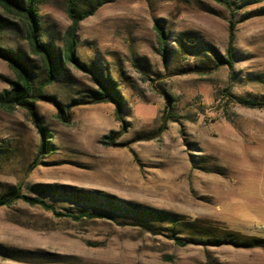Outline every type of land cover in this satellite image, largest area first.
Instances as JSON below:
<instances>
[{"label":"rangeland","instance_id":"1","mask_svg":"<svg viewBox=\"0 0 264 264\" xmlns=\"http://www.w3.org/2000/svg\"><path fill=\"white\" fill-rule=\"evenodd\" d=\"M90 1L77 9L89 11ZM100 1L77 32L76 54L88 71L67 64L44 90L63 106L85 104L64 107L68 124L53 104H36L52 152L40 156L42 137L25 109L0 108V197L20 187L66 213L74 200L36 192L66 185L128 209L75 221L22 201L1 207L0 264H264V242L180 246L173 238L225 228L237 241H264V106L237 101L264 100V0H232V10L219 0ZM66 6L37 2L42 41L59 49L71 24ZM0 47L28 57L35 85L44 81L23 23L1 8ZM95 74L116 82L124 123L114 103L89 102ZM14 80L0 60V93ZM112 132L122 135L104 143ZM132 205L164 211L190 229L141 218Z\"/></svg>","mask_w":264,"mask_h":264},{"label":"trees","instance_id":"2","mask_svg":"<svg viewBox=\"0 0 264 264\" xmlns=\"http://www.w3.org/2000/svg\"><path fill=\"white\" fill-rule=\"evenodd\" d=\"M79 1L80 0H67L66 11L71 24L64 38V47L63 49H59L42 41V24L39 20L37 10L38 0H0V8L6 14H12L18 17V19L23 23L25 28V38L28 45L32 53L40 58L45 74L44 81L39 85H35L37 73L31 60L10 48L0 47V60L6 62L16 75V80L10 82V88L5 89L0 93V108L7 112H12L17 108H23L29 113L35 127L42 137V142L39 148V154L42 157L51 153L53 149L51 147V141L47 140V138H49V133L47 132L48 129L42 124L41 116L37 112V102L47 101L53 104L58 110V118L65 124L70 122V117L66 113L67 111L64 107L70 109L74 106L85 104L83 101H74L67 106H63L59 103L56 97L44 95L45 88L51 86L57 79L60 78L65 69V65L69 64L79 70L88 71L87 67L79 61L76 54L78 46L77 32L80 23L87 17L91 16L103 4V1H90L88 7L89 11L88 9H84L83 11L78 10L77 5ZM219 2L225 5L228 9L232 10V0H219ZM233 31L234 23L232 22L230 28L231 38ZM159 34L160 39H162L163 33L159 31ZM230 64L232 65L231 61ZM95 77L97 89L92 92L90 96L91 101L89 102L114 103L116 105V118L118 121L124 123L122 111L125 106V101L116 85V82L111 79H106L98 74H95ZM237 101L247 107L254 108L264 106V100H250L238 97ZM167 122L168 118L164 117L159 133L166 128ZM121 135L122 132H112L110 135L103 137V142L114 145L116 144L115 142L117 138ZM119 146L127 145L122 143ZM38 165L39 163L34 162L31 169H34ZM44 188L45 189H38L36 192L43 195H51L53 197L71 198L77 204L76 209L73 210V208H71L70 210H67L66 213L59 212L56 210L53 203L36 196L24 194L20 187H12L5 195L0 197V208L8 207L18 201H22L30 206H39L46 211L53 212L56 216L68 217L75 221L94 219L104 216L106 218H113L117 212H123L128 209V206L124 202L119 204L114 203V199L110 195H103L102 193L90 192L81 188L66 185L44 186ZM129 208L136 212L141 218L161 222H171L173 226L178 225L181 228H186L187 226V228L190 229L189 225H182L179 221L170 219L171 215L164 211L134 205ZM98 210L102 213H98ZM218 232L219 234L215 235L211 232L204 231L199 234V239L197 240L188 235L182 237L173 236V238L180 246L206 241L213 246L238 243L242 245L250 244L249 246L259 247L262 246L264 242L258 239H253V243H247L239 240L237 241V234L225 228L218 229Z\"/></svg>","mask_w":264,"mask_h":264},{"label":"bare ground","instance_id":"3","mask_svg":"<svg viewBox=\"0 0 264 264\" xmlns=\"http://www.w3.org/2000/svg\"><path fill=\"white\" fill-rule=\"evenodd\" d=\"M232 150H234V149H232ZM235 152V150L233 151V153Z\"/></svg>","mask_w":264,"mask_h":264}]
</instances>
